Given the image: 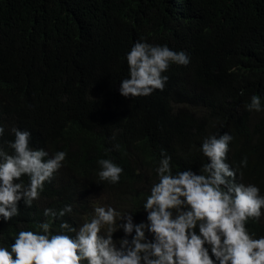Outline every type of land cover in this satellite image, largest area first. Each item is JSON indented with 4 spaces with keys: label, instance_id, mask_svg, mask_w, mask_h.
<instances>
[{
    "label": "trees",
    "instance_id": "1",
    "mask_svg": "<svg viewBox=\"0 0 264 264\" xmlns=\"http://www.w3.org/2000/svg\"><path fill=\"white\" fill-rule=\"evenodd\" d=\"M137 41L184 51L190 63L171 64L162 91L126 98L119 84ZM253 94L264 108V0H0V147L13 152L15 127L31 132L30 147L67 153L39 200L0 218V244L51 220L45 208L72 206L53 221L54 233L62 220L78 228L93 215L96 191L145 221L161 149L173 174L199 172L208 162L202 141L212 134L232 135L227 162L237 182L264 195V111L247 110ZM100 159L123 167L118 184L99 180ZM247 227L264 236V216Z\"/></svg>",
    "mask_w": 264,
    "mask_h": 264
},
{
    "label": "clouds",
    "instance_id": "2",
    "mask_svg": "<svg viewBox=\"0 0 264 264\" xmlns=\"http://www.w3.org/2000/svg\"><path fill=\"white\" fill-rule=\"evenodd\" d=\"M126 61L129 75L121 80L119 92L127 98L162 91L168 79L163 73L171 64L188 65L190 58L166 44L137 41L126 53ZM246 107L264 111L256 94ZM4 131L0 124V137ZM12 132L13 152L0 147V218L4 221L19 215L21 201L31 207L40 199L45 183L67 157L65 151L49 156L44 149L30 147V131L13 127ZM232 140L228 132L205 137L200 151L208 162L199 172L189 168L173 174L172 157L161 149L155 169L158 179L143 203L145 221L136 223L131 213L98 205L78 228L62 220L60 231L54 233L53 221L71 213L72 206L45 208L43 215L51 220L40 222L36 231L21 229L10 247L0 244V264H264V236L257 238L247 227L250 220L264 216V195L255 184L237 182L238 169L227 162ZM98 164L100 181L120 182L123 167L110 159H100ZM240 167H247L246 157ZM121 229L124 235L117 242L114 233Z\"/></svg>",
    "mask_w": 264,
    "mask_h": 264
},
{
    "label": "rangeland",
    "instance_id": "3",
    "mask_svg": "<svg viewBox=\"0 0 264 264\" xmlns=\"http://www.w3.org/2000/svg\"><path fill=\"white\" fill-rule=\"evenodd\" d=\"M67 178L68 174L65 173L63 180L65 181ZM92 198H94V201L96 202L97 206L110 205L109 203H112L114 201V198L111 196V193H108L107 190L96 191L94 194H92Z\"/></svg>",
    "mask_w": 264,
    "mask_h": 264
}]
</instances>
